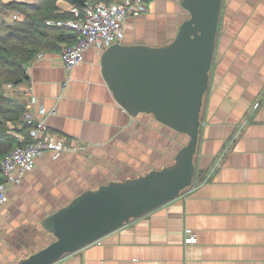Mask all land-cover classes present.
I'll return each instance as SVG.
<instances>
[{"label":"crops","instance_id":"obj_1","mask_svg":"<svg viewBox=\"0 0 264 264\" xmlns=\"http://www.w3.org/2000/svg\"><path fill=\"white\" fill-rule=\"evenodd\" d=\"M34 1L0 0V24L10 23L4 14L24 17L9 3ZM143 2L145 12L124 19L120 42H170L188 17L181 0ZM59 7L58 14L69 10ZM219 17L192 185L53 264H264V0H221ZM64 43L26 63V78L12 94L34 120L83 149L36 157L32 170L7 187L0 264H18L52 241L40 220L80 192L169 166L184 137L151 114L128 115L114 101L101 75L100 48L64 67ZM40 107L54 113L41 115ZM185 229L195 243L184 242Z\"/></svg>","mask_w":264,"mask_h":264},{"label":"water","instance_id":"obj_2","mask_svg":"<svg viewBox=\"0 0 264 264\" xmlns=\"http://www.w3.org/2000/svg\"><path fill=\"white\" fill-rule=\"evenodd\" d=\"M180 5L188 17L170 42L156 46L116 42L100 55L102 78L128 115L151 114L187 136L174 155V164L80 192L40 220L53 239L18 264H53L192 185L221 0H181Z\"/></svg>","mask_w":264,"mask_h":264},{"label":"built area","instance_id":"obj_3","mask_svg":"<svg viewBox=\"0 0 264 264\" xmlns=\"http://www.w3.org/2000/svg\"><path fill=\"white\" fill-rule=\"evenodd\" d=\"M74 19L47 21V24L72 29L75 40L71 44L64 43L59 51L60 61L67 69L78 65L83 60V53L90 47L103 50L107 46L120 42L123 38V22L128 16H136L145 12L143 0H114L108 2L100 0L84 2L82 13L75 8ZM5 15V14H4ZM4 19L13 22L19 21L21 15L13 12L5 15ZM3 89L12 94L15 86L5 84ZM41 115L52 114L54 111H45L40 107ZM23 118L33 121V127L28 131L30 141L22 146H16L8 151L0 160V171L3 181L0 183V206L7 201L6 189L9 185L17 184L21 177L32 170L34 159L45 153H51L57 157L61 152L70 150L78 151L83 145L77 141L69 140L66 136L53 132L47 128L42 119H33V113L26 110ZM9 133H11L9 131ZM18 140L23 141L24 135L12 132ZM195 236L190 229H185L184 242L195 243Z\"/></svg>","mask_w":264,"mask_h":264},{"label":"trees","instance_id":"obj_4","mask_svg":"<svg viewBox=\"0 0 264 264\" xmlns=\"http://www.w3.org/2000/svg\"><path fill=\"white\" fill-rule=\"evenodd\" d=\"M95 1L35 0L31 4L15 2L8 4L9 8L16 9L24 17L20 21L0 24V160L12 148L29 142L28 131L33 127V121L23 118L26 106L20 96L6 93L3 86L8 83L15 87L22 85L26 78L25 64L40 51L57 50L60 42L67 44L74 42L76 34L72 29L53 26L47 24V21L74 19L72 8L80 14L84 2ZM60 4L69 5V10H63L60 14L56 13ZM8 121L14 124L17 133L24 135L23 141L7 132L6 122ZM195 173L196 169L194 180ZM2 181L3 176L0 171V183Z\"/></svg>","mask_w":264,"mask_h":264},{"label":"rangeland","instance_id":"obj_5","mask_svg":"<svg viewBox=\"0 0 264 264\" xmlns=\"http://www.w3.org/2000/svg\"><path fill=\"white\" fill-rule=\"evenodd\" d=\"M222 4H223V1H222ZM219 19H220V17H219ZM184 137H182L181 138V140H180V142H179V145L180 146H182V145H184L185 143H186V141H187V136H185V135H183ZM174 164V159H173V161L170 163V165L169 166H171V165H173ZM164 167V166H163ZM196 240V239H195Z\"/></svg>","mask_w":264,"mask_h":264}]
</instances>
